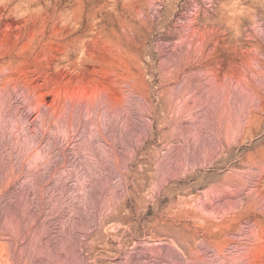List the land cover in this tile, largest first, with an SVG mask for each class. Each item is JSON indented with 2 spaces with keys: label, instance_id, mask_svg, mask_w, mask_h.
<instances>
[{
  "label": "rangeland",
  "instance_id": "374dc122",
  "mask_svg": "<svg viewBox=\"0 0 264 264\" xmlns=\"http://www.w3.org/2000/svg\"><path fill=\"white\" fill-rule=\"evenodd\" d=\"M0 264H264V0H0Z\"/></svg>",
  "mask_w": 264,
  "mask_h": 264
}]
</instances>
